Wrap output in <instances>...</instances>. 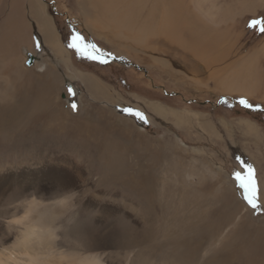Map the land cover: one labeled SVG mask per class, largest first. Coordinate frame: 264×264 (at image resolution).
Instances as JSON below:
<instances>
[{
    "label": "rangeland",
    "instance_id": "374dc122",
    "mask_svg": "<svg viewBox=\"0 0 264 264\" xmlns=\"http://www.w3.org/2000/svg\"><path fill=\"white\" fill-rule=\"evenodd\" d=\"M0 1H3L0 2V9H2L0 12L1 25L10 12V5L13 0ZM41 1L46 8L48 7L46 13L51 16H49L50 23L55 26L54 28L67 54H63L60 58L55 50L53 52L49 47L47 48L37 26L33 25L32 41L35 42L30 44V55L34 59L31 58V60L29 58L31 56H29L22 63L25 68L36 74H42L50 68L57 73L59 81L57 80L58 83L54 89L49 90L45 87L47 84L46 77H35L33 82L26 83L25 81L29 78L23 76L21 83L25 82V86L20 88L21 97L16 99L17 101L12 100L15 101L14 103L10 100L6 102L10 106L7 109H11L12 113L11 116L7 117V127L5 126L1 139L13 145L9 146V149L2 156L11 164L23 163L25 171L30 175L23 184H31L32 190L49 186L48 191L50 190L52 197L61 196L60 193L57 194L56 189H52V185H46L44 182L36 180V175L38 176L41 170H44L45 164L41 162L49 163L53 158L69 157L75 158L82 165L84 164V171L88 172L90 169H95L89 164L87 154L85 155L82 151L79 152L78 148L71 144V142H76L78 138L75 136L74 129L68 125V119L75 121L74 125L78 129L80 126L77 125L76 122L78 121L76 120H84L90 127L97 126L107 130H110L108 127L112 125V194H115L112 203L115 206L120 209L124 208L122 206L123 197L128 199L135 192L139 193V191L148 189L146 181L144 183L147 178L145 167L148 158L153 155L145 151V142L148 140L156 145L151 144L156 147L155 151L153 149V156L157 155L158 159L160 158L159 163L154 164V169L158 167L154 171L155 179L158 182L163 178L164 188L165 190L168 189L166 190L167 196H171L172 191L179 193L175 197L179 198V202L174 203L175 210L173 212L177 213L178 220L182 219L183 215L199 213L200 210L207 215L210 223L208 234H206L205 239L202 237V243H198L200 239L194 237V242L200 244L196 247L198 251V246L207 247V252L211 256L215 255L218 248H215L214 243L220 239L224 238L221 245L228 247L236 238L242 242L253 243L259 240L260 236L263 237L264 202L260 197L263 193L261 179L264 177V171L259 168L257 162L261 163V167L264 169V125H259L256 120H258L257 117L261 120L264 118L251 112H259L264 115L260 111L261 109L264 110V33L249 27V23L252 20L264 19V0H201V2L200 0H186L185 5H189V8L184 9L183 12H177L175 9L166 12L161 9L158 10L159 13L154 19H152L147 7L148 3L152 4L153 0H144V12L133 17L132 21V24L138 25V28L132 29L130 24L127 26L126 21L128 22L129 19H126L122 26L117 24L116 27H106L105 30L100 27L96 30L97 32H94L87 25V16L77 0ZM183 1L181 0L180 3ZM170 13L171 15H168ZM141 16L142 19L137 20ZM28 18L31 16L26 17V21ZM164 19L166 22L174 24L172 25L173 28L176 26V31L178 29V34L180 33L178 36L181 40L171 41L172 44L164 36L162 39L154 37V30L148 24L154 23V20L159 22V20L164 21ZM135 20L137 21L135 22ZM194 21H197L200 27L202 25L206 28L203 32V38L199 37L202 34L195 35L192 31ZM140 25L145 26V31H142L141 35L138 34ZM227 29L230 31L229 35L223 33ZM74 34L82 36L86 43L96 45L105 54L107 62L99 63L96 60L84 58L77 54L75 49L69 48L68 44ZM122 35L130 41L128 42L129 45L121 43L119 37ZM199 38L205 40L209 44L208 46L216 40L215 46L218 45L217 42L220 45L224 42L218 51L217 48H210L215 53L217 51L218 54H221L222 49L226 50L229 45L234 46L237 38L238 42L233 47V53H236V56L224 54L215 58V54L212 53L210 56L215 59L211 60H214L215 63L211 61L209 65L203 66V63H198V60L194 59L191 55L192 51H190L194 43L199 41ZM181 44L185 49H190L184 50ZM107 65L110 66L107 67ZM251 65L252 67H250ZM205 69L207 73L204 72ZM216 71L217 73L220 72L219 75L215 74ZM252 71L253 73H251ZM78 73L82 76L95 78L107 88L112 89L118 99L112 98V96L107 97L96 91L91 92L92 96H89L83 84L84 80L80 78ZM240 76V79L245 81H255L259 85L258 88L253 89L252 93H245L249 95L227 92V82L237 80ZM12 78L14 77L12 76ZM18 82L15 84L22 87L23 84L19 85ZM29 87L31 89H28ZM24 97H29L28 99L32 100V103L37 98L39 102L48 104V107L43 106L46 109H43L39 115L34 111L33 105L27 107L22 103H25ZM241 99H245L252 107L246 108L241 105L239 103ZM142 101L143 103H141ZM145 102L160 103L166 109L173 110L178 114H189L191 118L188 119V122L195 116L196 118L191 125L190 123L180 124L173 115L161 121L160 117L145 106ZM73 104L76 105L75 110L72 108ZM124 109L139 111L150 120L147 119L148 122L144 123L136 119L135 116L126 113ZM245 120L255 123L259 127L262 135V139L259 140L261 142H258V138L252 134H248L245 129L243 130L242 123ZM198 123H203V126L205 124L206 127L203 128V132L199 130ZM195 125L197 126L194 127ZM132 126L134 128L137 126L144 131L145 135L139 137V135L132 133V136L128 137L120 134L117 130L113 131L115 129L131 131ZM190 126L192 127L190 128ZM72 130L73 134H71ZM210 130L212 133L209 132ZM87 135L90 133H86L84 138ZM71 137L73 140L69 141L72 139ZM176 141L185 146L186 151L175 150L173 152L172 148ZM124 149L126 152L123 155L118 153L119 151L116 152L117 150L123 152ZM78 156H82L84 161L79 160ZM161 159L164 160L165 166L161 165ZM241 162L245 165L250 164L255 169L258 192L256 194L258 205L256 209L249 206L244 198V190L235 178L237 172L241 173L242 178L247 175ZM162 167H166L164 175L161 174ZM206 169H211L217 173L219 175L218 181L222 180L221 182L228 183L229 188L227 186L224 191L220 190L219 192L220 184H217L210 176L203 179ZM116 170L122 173H117ZM113 174L116 180L113 178ZM154 176L151 175L152 180ZM161 176L162 178H159ZM164 176L168 178H164ZM117 177L123 179L120 180ZM144 177L145 179H143ZM130 178L133 183H129ZM191 179L196 183L193 184ZM92 180L86 182L87 184H81L80 187H91L93 185ZM127 180L128 183L125 182ZM199 181L200 185L197 184ZM154 186H157L156 182L152 184V187ZM15 191L1 202L4 207L12 208L22 198L21 190ZM138 195H135L134 198ZM135 199H130L135 202L130 204L132 212L129 211V208L121 211L132 214L134 220L131 221H141L140 215L135 214L133 210L139 209L141 211L145 207L136 205V203L142 205L143 202L138 201L139 198L138 200ZM129 203L131 202L128 201ZM159 203L167 207L165 202ZM242 209H246L249 215L245 216L246 214L242 213ZM117 214L119 215L112 216V223H114L112 224V237H118L120 233L127 230L121 224L123 222L125 225L126 216L120 215L119 212ZM84 221H88V219L84 218ZM102 224L108 227L110 223L103 222ZM169 227L172 228L173 226ZM120 254L122 257L126 255L123 251H120Z\"/></svg>",
    "mask_w": 264,
    "mask_h": 264
},
{
    "label": "bare ground",
    "instance_id": "6f19581e",
    "mask_svg": "<svg viewBox=\"0 0 264 264\" xmlns=\"http://www.w3.org/2000/svg\"><path fill=\"white\" fill-rule=\"evenodd\" d=\"M77 1L87 16V25L94 32L100 27L105 30L106 27H116L117 24L122 26V23L126 19H129L128 22L126 21V25L130 24L132 29H136L138 25L132 24L133 17L136 15L139 16L145 10L143 4L144 0ZM180 1L181 0H153L152 4L148 3L147 7L152 19H154L159 13L158 10L161 9L166 12H170L173 9L177 12H183L184 9L189 8V5H185L186 0H184L183 3H180ZM10 8L6 20L0 25V264H195V262H197V264H264V236H260V239L253 243L242 242L239 238H236L228 247L222 246L221 244L224 238L222 240L220 239L214 243L215 248H218L215 255L211 256L209 252H207V247L198 246L199 251L196 249L197 245L200 244L194 242V237L200 239L198 243H202V237L205 239L206 234L209 232L210 223L207 215L200 210L199 213L194 212L186 214V216L183 215V218L178 220L177 213L173 212L175 210L174 203L179 202V198H175L179 193H177V191H172L173 194L167 196L166 190L168 189L165 190L164 188L165 185H163L164 181L162 180V176L159 177L162 179L158 180V182L155 179L156 176H154V171H156L158 167L154 169V164H158L160 158L158 159L157 155L153 156V152L156 148L154 146L156 145L148 140L145 142V151L148 154H153L151 158H148L145 167L147 178L144 180V183L146 181L148 189L142 190L141 192L139 191V193L135 192L134 195L128 199L123 197L122 206L124 208L120 209L115 206L112 203V198L115 197V194H112V125H109L108 128L110 130H107L98 128L97 126L90 127L84 120H76L78 121L76 122L77 125L80 126V129H78V127L74 125L75 121L71 119L69 121L68 119V125L74 129L75 136L78 138L76 142H71V144L78 148L77 150L79 152L82 151L85 155L87 154L89 164L95 167V169H90L88 172L84 171V164L82 165V163L78 162L75 158L71 159L69 157L53 158L49 163L44 161L41 162L45 164L43 166L44 170H41L38 176L34 173L36 175V180L44 182L46 185H52V189H56L57 194L60 193L61 196L52 197L49 192L50 190L48 191L49 186H42L39 189L34 190V188L32 190V188H30L31 184H23L30 176L25 171L23 163H16V161V164H11L9 160L3 159L2 156L3 153L9 149V146L13 145L1 139L6 126L7 117L11 116L12 113L11 109H7L10 106L6 102L8 100L11 102L12 100L19 99L21 97L20 88H24L25 82H33V78L35 77H46L47 84L45 87L49 90L54 89L59 81V79H57V73L50 68L46 69L42 74H36L32 70L25 68L22 63L29 56H31L29 57L30 59H34L32 55H30V44L35 42L32 41L33 25L35 24V26H37V30L45 41L43 43L47 44V48L49 47L53 52L55 50L60 58L63 54H67V52L58 37V33L54 28L55 26L50 23L49 18L51 16L49 15V17L46 13L48 7L46 8L41 0H13ZM1 11L2 9H0V12ZM168 15H171V13ZM30 16L31 18H28L27 22L26 17ZM141 19L142 16L137 20L140 21ZM137 20H135V22ZM157 21L154 20V23L148 24L154 30V37L162 39L164 36L169 42H177L178 39L181 40L178 36L180 34H178V29L176 31V26L174 28L172 26L174 24L168 21L166 22L165 19L164 21ZM192 25H194L192 30L194 34H202L199 37L203 38V32H205L204 30H206V28L202 27V25L200 27L197 21H194ZM139 29L138 34L140 33L141 35L142 31H145V26H141ZM223 33L229 35L230 31L227 29V31ZM222 36L224 35L222 34ZM119 38H121L122 44L125 43L129 45L128 42L130 41L126 36L122 35ZM201 38L194 43L190 51H192L191 55L194 59L198 60V63H203V66L209 65L211 61L215 63L213 62L214 60L211 59H215L216 56L224 54H233L236 56V53H233V47L235 43L237 44L238 42L237 38L236 42H234V46L229 45L226 50L222 49L223 51L221 54H218L217 51L222 48L224 42L221 45L217 42L218 45L215 46L216 40L208 46L209 44L205 42V40H201ZM173 42L171 43L173 44ZM211 47L212 49L217 48L216 53L210 49ZM183 49L189 50L190 48L185 49L184 47ZM152 51L153 50H151V52ZM212 53L215 54V58L210 56ZM250 67H252V65ZM79 71L81 70L79 69ZM204 72L207 73V70L205 69ZM219 73H217V71L215 72L216 75H219ZM251 73H253V71ZM78 75L81 79L83 78V84L89 96H92L91 92L96 91L103 93V95L107 97L112 96V98H117L116 93L112 89L107 88L95 78L82 76L79 73ZM12 76L14 78H12ZM23 76H27L29 80H24L25 82L21 83V78ZM247 77L249 78V76ZM240 78L241 76L238 77L237 80L228 81V84H226V91L229 93L249 95L245 93H252L253 89L259 86L255 81L249 82V80L245 81ZM17 82L19 85L23 84V86H17L15 84ZM30 87L28 89H31ZM28 98H25V103H22L27 105V107H29L28 105H33L35 107L34 111L39 115L43 109H46L44 107H48V104L45 105V103L39 102L37 98H33V103L32 100ZM12 102L14 103L15 101ZM141 103H143V101ZM144 104L160 117L161 121L173 115L174 119H176L177 122L179 121L180 124L190 123L191 125L196 118L195 116L188 122V119L191 118L189 114H178L173 110L166 109L160 103L158 104L156 102H145ZM146 118L149 119L147 116ZM242 125L244 127L243 130L245 129L248 134H252V136L258 138V142H261L259 140L262 139V135L260 134L259 127L255 123L245 120ZM192 126H190V128ZM196 126L197 125L194 127ZM198 126L201 132H203V128L206 127L205 124L203 126V123H198ZM130 129L131 131L121 129H115L113 131L117 130L120 134L127 135L128 137H131L132 133L139 135V137L145 135L144 131L137 126L135 128L132 126ZM46 131L48 132L49 130ZM209 132L212 133L211 130ZM86 133H90V135L84 138ZM71 134H73V130ZM71 140H73V138L69 139V141ZM172 149L173 152L175 150L186 151V147L179 144L178 141H176ZM121 151L122 150H117L116 152L121 153V155L126 152L125 149L123 152ZM77 158L82 162L84 161L82 160V156H78ZM120 159L122 160V158ZM161 161V165L165 166L164 160L161 159ZM257 164L259 168L264 171L261 167V163L257 162ZM164 169H166V167H162L161 169L162 175L165 174ZM116 172L122 173L118 172V170H116ZM204 173L205 176L203 179L210 176L217 184H220L218 189L219 192L220 190L224 191L227 186L229 188L228 183L221 182L222 180L218 181L219 175L211 169L204 170ZM151 175L154 176L153 180ZM113 178H115L114 174ZM164 178L168 177L164 176ZM143 179H145V177ZM90 180H92L91 183L93 184L89 182L92 185L91 187H80L81 184ZM128 180L125 182L128 183ZM130 180L129 183L132 182L131 178ZM190 181L193 184L196 183L192 179ZM261 181L263 193L260 198L262 202H264V177ZM120 182L123 183L122 181ZM155 182L157 186L152 187V184ZM197 184L200 185V181ZM18 189L21 190L20 194H22V198H20L12 208L4 207L1 202L10 193ZM256 194H258V192ZM135 195H138V197H135L137 200L139 198L138 201L143 202L142 205L137 203L136 205L146 208H142L143 211L132 209L135 214L140 215L141 221H131L134 220L133 215L121 211L125 208H129V211H131L130 204L132 205L135 202L130 199H135ZM157 200L159 202H165L167 207L163 206ZM128 201L131 203L128 204ZM117 212L121 213L120 215L126 216L125 225L123 222L121 223V221L120 223L125 226L127 230L120 233L118 237H112V224H114L112 223V216L119 215ZM242 213L246 214L245 216L249 215L246 209H242ZM84 218H87L88 221H84ZM103 222H109L110 224L108 227H105L102 224ZM169 226L173 227L171 228ZM120 251H123L126 255L122 257Z\"/></svg>",
    "mask_w": 264,
    "mask_h": 264
},
{
    "label": "snow or ice",
    "instance_id": "6c2138e0",
    "mask_svg": "<svg viewBox=\"0 0 264 264\" xmlns=\"http://www.w3.org/2000/svg\"><path fill=\"white\" fill-rule=\"evenodd\" d=\"M249 27L257 29L259 32L264 33V19L252 20L249 23ZM68 47L75 49L77 54L84 58L96 60L99 63L107 62L105 54L99 48H97L96 45L86 43L84 41V38L79 34H74L72 36L71 42L68 44ZM239 103L246 108L252 107V105L249 104L245 99H241ZM72 108L73 110H75L76 105L73 104ZM124 111L129 115L135 116L136 119L141 120L144 123L148 122L146 116L139 111H134L132 109H124ZM241 164L242 167L246 169L247 175L242 178L241 173L237 172L235 173V178L237 181H239V186L244 190V198L249 206H251L253 209H256L258 205L256 203L257 184L255 178V169L250 164L245 165L243 162H241Z\"/></svg>",
    "mask_w": 264,
    "mask_h": 264
},
{
    "label": "trees",
    "instance_id": "16d2710c",
    "mask_svg": "<svg viewBox=\"0 0 264 264\" xmlns=\"http://www.w3.org/2000/svg\"><path fill=\"white\" fill-rule=\"evenodd\" d=\"M251 112V111H250ZM253 114H255L256 116L258 115V116H262L263 118H264V115L262 114V113H259V112H253ZM260 114V115H259ZM252 116V115H251ZM258 118V120H256V119H254V118H252V119H254V120H256L257 122H258V124L259 125H261V126H263L264 125V120H261L259 117H257Z\"/></svg>",
    "mask_w": 264,
    "mask_h": 264
},
{
    "label": "water",
    "instance_id": "95a60500",
    "mask_svg": "<svg viewBox=\"0 0 264 264\" xmlns=\"http://www.w3.org/2000/svg\"><path fill=\"white\" fill-rule=\"evenodd\" d=\"M115 61H118V60H115ZM30 62H31V61H30ZM28 64L30 65V63H28ZM221 101H222V99H221ZM221 101H220V102H221ZM260 111L264 113V110L261 109Z\"/></svg>",
    "mask_w": 264,
    "mask_h": 264
},
{
    "label": "flooded vegetation",
    "instance_id": "af4514ba",
    "mask_svg": "<svg viewBox=\"0 0 264 264\" xmlns=\"http://www.w3.org/2000/svg\"><path fill=\"white\" fill-rule=\"evenodd\" d=\"M34 58V57H33ZM110 65H107V67H109ZM251 113H253V112H251Z\"/></svg>",
    "mask_w": 264,
    "mask_h": 264
}]
</instances>
